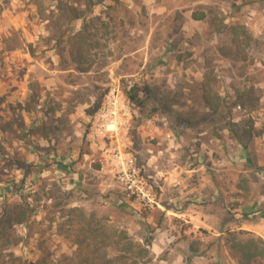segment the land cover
I'll list each match as a JSON object with an SVG mask.
<instances>
[{
  "label": "rangeland",
  "instance_id": "rangeland-1",
  "mask_svg": "<svg viewBox=\"0 0 264 264\" xmlns=\"http://www.w3.org/2000/svg\"><path fill=\"white\" fill-rule=\"evenodd\" d=\"M84 1H68L86 16L71 21L57 12L56 0H0V111L17 112L32 88L38 104L50 91V102L71 112L55 126L60 132L54 125H5L9 161L0 163V179H25L21 193H32L35 213L29 235L18 225L0 240V264H42L47 251L48 262L57 264L73 254L76 231L88 221L112 239L122 233L149 239L141 264L224 263L212 234L225 231L235 256L232 207L264 193V134H242L243 123L258 130L264 122V0H105L91 12ZM200 12L205 19H192ZM62 32L59 44L50 40ZM70 41L80 49L79 60ZM134 84L152 89L144 108L129 102ZM112 85L130 104V115L118 135L99 137L96 145L94 125L87 124ZM240 93L246 98L238 102ZM77 111L79 125H71L69 115ZM29 128L31 138L22 132ZM23 141L39 147L19 168L13 159L26 150ZM118 149L134 157L155 204L125 193L111 160ZM52 183L65 188L53 192L54 200L45 194ZM14 197L0 195V212ZM196 212L206 224H196Z\"/></svg>",
  "mask_w": 264,
  "mask_h": 264
},
{
  "label": "trees",
  "instance_id": "trees-1",
  "mask_svg": "<svg viewBox=\"0 0 264 264\" xmlns=\"http://www.w3.org/2000/svg\"><path fill=\"white\" fill-rule=\"evenodd\" d=\"M32 1L38 2V0H32ZM68 1L71 0H56L55 9L57 10V12L67 13V15L70 16L71 21L81 20V19L82 21H85L86 16L82 15V13L81 14H79V12L77 13L76 12L77 8H73L70 5H68L69 4ZM104 1L105 0H96L92 2V0H85L84 5L85 7H88L89 11L91 12V8L93 6L100 4ZM35 5L37 4L35 3ZM110 9L111 7H107V10ZM206 16L207 15L204 12L192 13L191 15L192 19L194 20H202L205 19ZM108 18H110L111 20L112 17L108 16ZM102 24L105 25V23L103 22ZM82 28L83 30H85V26H83ZM63 34L64 32L58 34L55 38H53V35H50V40L51 41L53 40L55 44H59L62 40L61 37L64 36ZM75 35L76 34H74L73 36ZM62 48L64 49V46H62L61 49ZM69 48L75 59L79 60L82 55L80 53V49L78 45H75L73 41H70ZM136 50L137 49H134L133 52ZM76 69L80 72H88V70L83 68L76 67ZM38 83L40 84V81H38ZM44 93L47 94V97L50 96L48 97L49 100L41 101L42 104L40 103L38 104L37 100H39L40 94L35 95L36 93H33L31 88V92L27 94L28 95L27 97H29L30 100L22 101V104L19 106L20 108H18L17 112L13 110L10 113L8 110L9 107L6 108L5 111L2 112L0 111V163L9 161L8 157L4 158V156L6 155L5 151H7L8 149L7 146L10 144L9 143L10 141L9 142L7 141L5 143L4 140H9V137H11L9 128L5 127V125H8L7 124L8 121L11 122L10 125H42L43 129L49 128V125H54L56 131L60 130L59 127H55L56 125H60V124L64 125L66 123V114L71 112L66 111V109L64 110L63 107L61 108V104L59 101H56L57 103L50 102L52 100V96H55V94H53L50 91ZM126 93L128 98L130 99L129 102H131L132 105H135L136 103V105L139 108H144L147 101L153 100V93L150 85H144L143 87H139L138 85L136 86V84H134L129 87ZM140 93L142 95H140ZM244 95H245L244 93H240L239 97L237 98L238 102L241 99V97ZM246 95H247L246 97H249V95L251 94L248 91ZM204 99L207 105L213 106V102H211L210 99H208L206 96L204 97ZM27 102H29V107L27 106ZM31 102H33V104H31ZM238 102L236 103L234 102L233 106L236 107L238 105ZM8 105L11 106L10 104ZM238 106L242 107L244 106V104L241 103ZM152 111H158L157 107H154ZM23 113L26 114L29 123L26 122L24 123L21 117ZM89 124L90 123L88 121L87 125ZM242 125H243L242 134H247L250 137L254 132L257 136H259L260 134H264V122L258 130L253 129V122L251 123L246 122L243 123ZM15 129L18 130L17 126L15 127ZM33 131H34L33 128H29L22 132L24 136L26 137L28 136L29 138H31L30 135L32 134ZM49 140H45V142L49 144L50 143ZM23 142L24 144H26V150L21 149L22 156L20 157V155H18V157H15V159H13L14 161H16V164L18 165L19 168H24L25 166H27V163L25 164V162L28 159L31 160V158H33L35 152H38V147H39V145L33 144L32 141L29 144L27 142L25 143V141ZM20 143H22V141H19V144ZM29 150H31V152ZM15 151L17 150L15 149ZM32 151L35 152L33 153ZM42 157L43 156L41 155V158ZM257 171H260V169ZM27 173L28 171L25 172L24 176ZM0 182H1L0 195L4 196L5 199L9 195L15 196L14 198L7 199L6 206L1 209L0 240L6 238L8 231L18 225L25 226L27 234L29 235L31 229L30 224L35 211L31 202L28 200V198L31 197L32 193L29 194H26V192L21 193V190L25 189L24 187L25 179H21L19 183H17L14 179H9L4 184L2 183L3 180L1 178ZM59 188L65 189L61 185H58L57 187L55 183H52L50 184V187L45 194L51 193V196H49L48 198L54 200L52 194L55 190L58 191ZM61 191L64 192V190ZM81 235L82 236L84 235L83 236L84 239L82 240L79 239L80 238L79 236ZM73 244L76 245V249L73 252V254L71 256L60 257L58 259L57 264H141L143 254L147 253V247L150 246V240L145 238L143 242L129 240V237H127L125 233L120 234V238L118 240H116L115 238L112 239V237L108 236L107 230L103 226H95L93 221H88V222H84L82 225H80L79 229H77L76 234L74 236ZM48 253L49 251L43 254V258H41L40 263L50 264L48 262V255H47Z\"/></svg>",
  "mask_w": 264,
  "mask_h": 264
},
{
  "label": "built area",
  "instance_id": "built-area-1",
  "mask_svg": "<svg viewBox=\"0 0 264 264\" xmlns=\"http://www.w3.org/2000/svg\"><path fill=\"white\" fill-rule=\"evenodd\" d=\"M130 115V104L125 102L119 86H110L104 102L96 114L89 118L92 128L91 137L94 142L99 143V137H105L108 133L114 132L116 135L127 125L126 119ZM91 119V120H90ZM114 129H109V127ZM112 136V135H111ZM118 169L119 179L124 183V191L129 196L140 197L146 204H155L151 198V193L144 187L143 179L140 174V167L131 155H125L118 149L112 157Z\"/></svg>",
  "mask_w": 264,
  "mask_h": 264
},
{
  "label": "crops",
  "instance_id": "crops-1",
  "mask_svg": "<svg viewBox=\"0 0 264 264\" xmlns=\"http://www.w3.org/2000/svg\"><path fill=\"white\" fill-rule=\"evenodd\" d=\"M79 114L81 113L77 111L75 114L69 115L70 118H73L70 121L71 125L74 123V125H79V119H76L80 117ZM260 172L262 173L264 171ZM254 193L255 198L251 202L240 204L238 206L235 205L236 208L232 207L233 210L232 213H230V225L233 227L232 230L230 229V232H236L233 237L234 246L237 249V251L234 250L235 256H231V253L229 254V251H227L225 244L227 242L225 231L212 234L214 237L218 238V242L223 249L224 263L222 264H264V193L261 191ZM237 199L239 198L237 197ZM249 212H252V214L248 215ZM196 214L197 216L193 217L196 224L199 220H201V223L206 224L207 220L204 219V217H201L200 212H196ZM249 216H251L250 218L252 219L249 220ZM243 231L246 233L244 234ZM238 236H245L248 238L250 244L246 245L245 241L247 239H239ZM239 249V253L241 254L240 258L237 257ZM232 258L233 260H231Z\"/></svg>",
  "mask_w": 264,
  "mask_h": 264
}]
</instances>
